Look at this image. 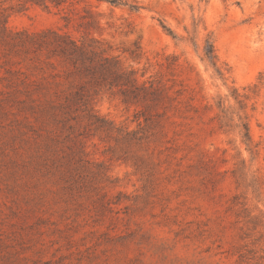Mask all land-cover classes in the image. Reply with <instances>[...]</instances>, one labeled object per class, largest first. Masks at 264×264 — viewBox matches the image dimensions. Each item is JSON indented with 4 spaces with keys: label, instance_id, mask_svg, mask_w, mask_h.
Wrapping results in <instances>:
<instances>
[{
    "label": "rangeland",
    "instance_id": "374dc122",
    "mask_svg": "<svg viewBox=\"0 0 264 264\" xmlns=\"http://www.w3.org/2000/svg\"><path fill=\"white\" fill-rule=\"evenodd\" d=\"M115 1L0 0V264H264V0ZM48 29L141 87L66 73Z\"/></svg>",
    "mask_w": 264,
    "mask_h": 264
},
{
    "label": "trees",
    "instance_id": "16d2710c",
    "mask_svg": "<svg viewBox=\"0 0 264 264\" xmlns=\"http://www.w3.org/2000/svg\"><path fill=\"white\" fill-rule=\"evenodd\" d=\"M39 5H43L46 8L51 6L63 7L72 6L75 4V0H27ZM100 1V0H99ZM112 2H116L112 0ZM10 14L8 8H2L0 4V28L2 30L9 29L7 23ZM67 25H69L72 20V15H65ZM35 39L36 50H48V53L52 57H57L65 66L68 67L66 73L68 74H86L90 75L91 78L97 83H105L111 87L117 86L126 95V100H128V92H133L134 89L141 87L137 85L136 72L133 69H127L119 56H113L108 53V47L105 43L98 39H86L81 40L76 39L69 32H60L56 29H48L42 31L37 35ZM209 49L206 50V58L213 64L217 66L214 45L209 42ZM111 47V46H109ZM71 76V75H70ZM60 83V82H59ZM142 88L147 89L146 85ZM150 89L152 93H163L165 89L161 86H155L151 83ZM135 93V92H134ZM90 96L82 90H76L75 92H65L62 91L60 94L56 92L54 97L57 100H62L61 105L65 108L70 106L72 102H84L89 99ZM54 99L51 101L54 104ZM88 103V102H87ZM55 106V104H54ZM53 106V107H54Z\"/></svg>",
    "mask_w": 264,
    "mask_h": 264
}]
</instances>
